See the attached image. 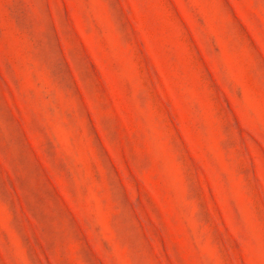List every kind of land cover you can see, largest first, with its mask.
Here are the masks:
<instances>
[{"label": "rangeland", "instance_id": "1", "mask_svg": "<svg viewBox=\"0 0 264 264\" xmlns=\"http://www.w3.org/2000/svg\"><path fill=\"white\" fill-rule=\"evenodd\" d=\"M0 264H264V0H0Z\"/></svg>", "mask_w": 264, "mask_h": 264}]
</instances>
